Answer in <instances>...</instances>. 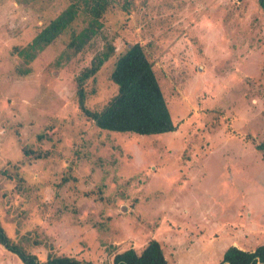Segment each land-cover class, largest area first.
I'll list each match as a JSON object with an SVG mask.
<instances>
[{"label":"rangeland","instance_id":"374dc122","mask_svg":"<svg viewBox=\"0 0 264 264\" xmlns=\"http://www.w3.org/2000/svg\"><path fill=\"white\" fill-rule=\"evenodd\" d=\"M66 4L0 0V170L21 164L30 187L20 193L0 173L7 235L20 242L32 232L57 253L93 264L130 246L139 251L151 237L168 264H219L230 246L264 245L257 0H110L84 51L61 57L67 33L26 62L20 48ZM134 42L153 64L174 131H105L78 108V72L101 60L86 82V105L101 108L117 90L109 78L114 59ZM24 145L48 155L26 159ZM28 251L44 257L46 248ZM0 264L22 262L0 244Z\"/></svg>","mask_w":264,"mask_h":264},{"label":"trees","instance_id":"16d2710c","mask_svg":"<svg viewBox=\"0 0 264 264\" xmlns=\"http://www.w3.org/2000/svg\"><path fill=\"white\" fill-rule=\"evenodd\" d=\"M66 1V6L54 18L39 26L33 38L20 48V57L26 62L67 33L69 37L64 42V52L61 55L65 59L84 51L99 34L110 0ZM257 3L264 10V0H257ZM78 21L82 22L83 26L76 30ZM101 64V60L94 57L75 77L77 105L86 120L97 128L110 132L156 135L175 130L176 125L155 75L153 64L142 44L134 42L117 54L109 74L110 80L117 86L116 93L101 108H89L86 105V82L94 79ZM260 146L264 147V139ZM21 151L26 159H40L48 155L47 151L33 149L30 145H24ZM6 165L0 173L16 180L15 187L18 192L27 193L30 187L19 172L21 164L19 166L8 162ZM31 235L32 232L28 231L22 235L23 237L20 236V242L14 241L0 223V244L15 253L22 264H93L72 255L57 253L49 240L47 242ZM41 245L46 248L44 257L28 251L31 247ZM104 264H168V262L159 241L151 237L139 251L130 246L115 252L112 259ZM219 264H264V245H258L252 250L230 246Z\"/></svg>","mask_w":264,"mask_h":264}]
</instances>
